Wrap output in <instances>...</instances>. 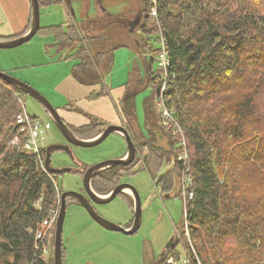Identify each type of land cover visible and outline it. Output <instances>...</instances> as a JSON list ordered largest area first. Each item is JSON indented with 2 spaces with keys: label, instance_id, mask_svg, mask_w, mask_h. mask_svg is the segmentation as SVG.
<instances>
[{
  "label": "trees",
  "instance_id": "16d2710c",
  "mask_svg": "<svg viewBox=\"0 0 264 264\" xmlns=\"http://www.w3.org/2000/svg\"><path fill=\"white\" fill-rule=\"evenodd\" d=\"M72 1L39 0V3L41 7L63 2L69 5ZM224 3L225 11L216 16L218 8L212 4L220 7L217 0H156L154 17L151 16L153 1L139 0L136 17L141 15V20L137 28L121 29L111 36L114 40L107 50L108 61L103 71H111L114 51L121 46H132L139 55L151 56L150 61L147 59L145 78L153 89L144 101L147 133L137 131L134 139L145 153L144 164L154 179L169 167L163 171L161 186L164 190L177 186L180 193L184 165L178 156L183 146L178 144L179 136L165 129L156 106L162 94L157 77L161 82L162 74L161 69L154 71L152 63L159 52V39L163 37L170 60L163 99L183 127L193 176V197L188 199L187 212L196 254L189 250L190 258L196 261L197 255L203 264H224L225 241L236 237L251 252L243 264H264L261 250L264 246V106L260 103L264 90V0H225ZM96 16L95 19L88 16L86 21L99 22L109 17L112 19L109 27L117 21L122 25L123 17L107 13ZM31 21L32 14L27 29L8 39L26 33ZM64 23V26L62 23L39 27L38 32L56 35L57 50L64 52L65 58L76 60L72 72L80 83H101L103 71L99 72L98 67L104 52L92 53L89 43L104 39L102 33L106 31L87 36L72 16ZM86 38H90L88 42ZM235 89L239 91L224 95ZM98 92L94 91L93 96L99 95ZM26 94L0 77V257L3 256L0 264H44L34 248L35 231L58 202L54 182L57 174L45 171L37 155L25 149L28 134L19 131L17 117ZM121 103L133 135L132 122L138 118L136 104L131 99ZM68 125L75 135L86 139L103 131L106 123L95 119L78 127ZM14 135L19 137L18 144H9ZM163 137L165 143H161ZM45 149L41 147L44 159ZM136 159L128 166L117 165L95 174L92 189L99 194L112 191L123 171L134 172L142 156ZM87 168L82 170L83 174ZM121 194L133 202L129 193ZM252 195L258 196L257 199ZM132 222L133 219L129 227ZM176 253L175 248L167 249L157 264H167L168 257ZM232 258L244 261L240 256Z\"/></svg>",
  "mask_w": 264,
  "mask_h": 264
},
{
  "label": "rangeland",
  "instance_id": "374dc122",
  "mask_svg": "<svg viewBox=\"0 0 264 264\" xmlns=\"http://www.w3.org/2000/svg\"><path fill=\"white\" fill-rule=\"evenodd\" d=\"M218 1L220 2V7L212 4L214 8H218V11L215 13L216 16H218V12L225 11V0ZM71 7L72 11L70 12ZM138 8H140L139 0H87V2L84 0H73L69 5L64 2L47 6L42 5L39 14L41 27L43 28L50 25H61L62 23L64 26V22L72 16L80 26L82 33L87 36L101 34L103 31H106L102 33L105 35L104 39H95V42L89 43V48L92 53H98V51L104 52L102 56L103 62L98 67L99 72H101L107 66V50L112 47L114 40V38H112L113 40L111 39V36L120 33L122 31L121 29H132L133 25L131 21L136 18L139 11L137 10ZM106 13L113 17H123V20H121L122 25L117 21L116 25L114 23L109 27V20H112L109 17L103 18L99 22L86 21L88 16L95 19L97 17L96 15L103 16ZM105 24L107 26H103ZM136 28L137 25L132 31ZM135 35H137L136 32ZM55 39V34H47L41 31L22 45L13 48H0V58L5 57V59L0 60V66L5 69L4 71L17 79L35 87L49 99L54 107L60 106V108H56L61 117L63 115L68 117V114L73 113L78 119H84L86 117L84 111L77 106L66 105L70 102L56 88L61 80L73 73L72 68L76 60L65 58V53L57 50ZM89 39L86 38V42ZM135 40L136 38H134L133 45ZM160 42L161 38L158 43L159 52L161 48ZM45 43L49 45L45 46ZM46 48L49 51L48 54L44 51ZM114 52L112 71L109 73L103 71L101 82L102 84L105 83L109 89L113 87L116 98L121 96L122 101L126 97L131 96V101L136 104L138 116L136 121H138L139 125L137 131L146 134L144 101L146 97L151 95V90H153L152 86L147 85L145 82L147 74L145 67L146 61L144 64V60L140 58L138 51L132 46H121L115 49ZM159 52L154 56L152 63L154 64V71L160 70L158 61ZM258 52L260 53L259 50ZM150 57L148 56L147 58L149 61L151 60ZM159 72L160 74L163 73L162 70ZM157 83L161 84L158 81V77ZM238 91L236 89L231 90L224 95H232V93L235 94L234 92ZM159 100L160 95L156 100V106L162 121H165L167 119L163 116L162 105L159 103ZM165 101L166 99L164 100V104ZM260 103L264 106V90L260 94ZM23 104L30 116H35L39 120L48 122L49 125L51 124V127L44 132L42 147L46 148L56 143L68 144L65 136L60 132L54 120L38 100L26 94L23 96ZM165 106L168 108L166 104ZM169 110L171 112L173 111L172 109ZM173 117L175 118L174 114ZM175 120L177 121L176 118ZM164 125L165 129H170L171 134L175 136L173 134V121H169L168 125ZM180 138L181 136L179 137V143H181ZM18 142V135H14L10 139L9 144H18ZM165 142L166 138L163 137L161 143ZM69 147L70 152L64 149H58L51 153V165L53 167L71 168V171L57 174L55 182L59 191L61 190L62 193L73 190L75 192L86 193L82 170L85 167L99 163V161L121 158L125 155L128 145L124 135L112 133L96 146L84 148L83 146L70 144ZM138 150L139 153H144L140 148ZM168 169L169 167L165 171H168ZM163 171L164 169H162ZM153 179L152 172L146 168L143 161L137 162L134 172L125 171L120 176L119 183H130L134 185L141 197L142 222L139 229L133 234L106 229L90 216L82 204L76 203V201H68L62 230L64 247L62 258L64 264H157V261L167 250L168 242L175 235L176 243L171 248H175L178 252L173 254L178 257L176 261L178 264H181L184 259L190 258L188 252L190 249L192 250V247L194 248V245L191 241L190 232L189 235L187 234L184 200L177 190H163L159 185L156 186ZM252 197L253 199H257L258 196L252 195ZM94 206L104 218L122 226L129 224L135 214V203H131L130 199L124 194L117 195L107 203L94 202ZM54 244L55 236L50 244V256L46 257L49 264L51 263V259H53L52 264H54ZM244 247L245 245L239 243L236 237L226 240L225 254L222 256L226 259L224 264L245 263L247 257L251 256V252ZM227 249L232 250L230 252ZM261 250L264 251V246H262ZM208 252L206 250V254ZM237 256L242 257L244 261L232 258ZM2 257H0L1 260ZM12 258L13 256L10 255V259ZM201 264L203 263L201 262Z\"/></svg>",
  "mask_w": 264,
  "mask_h": 264
},
{
  "label": "water",
  "instance_id": "95a60500",
  "mask_svg": "<svg viewBox=\"0 0 264 264\" xmlns=\"http://www.w3.org/2000/svg\"><path fill=\"white\" fill-rule=\"evenodd\" d=\"M31 6H32V21L31 26L28 29L26 33L23 35L11 38V39H5L0 40V48H13L17 47L19 45H22L26 41L31 40L33 38L38 30L39 27H41L40 22V3L39 0H31ZM141 20V15H138L134 20L131 21L132 29L136 25L139 24ZM0 77L7 81L8 83L17 86L21 90H23L25 93H27L29 96L34 97L36 100H38L47 110L51 118L54 120L56 126L62 132V134L65 136V138L72 144L83 146L85 147H92L100 144L102 141H104L110 134L112 133H122L126 137L127 145H128V151L127 154L121 158L116 159H108L104 161H99V163L92 165L87 168L84 174L83 178V184L84 189L87 193H81V192H75L73 191H66L61 194V207H60V213L59 217L56 223V232H55V248H54V264H64L63 260V225L65 221L66 216V207L67 202L69 199L73 198L78 201V203L82 204L87 212H89L90 216H92L98 223H100L102 226L106 227L107 229L111 230H117L122 231L126 234H133L135 233L142 222V210H141V198L140 195L136 189V187L130 183H119L116 185L112 191H110L108 194L102 195L97 193L94 189H92L91 180L93 176L97 173H100L101 171L117 166V165H123L128 166L130 163H132L136 157L137 153V147L134 143V141L131 139L129 133H127V129L122 125L117 124H110L108 125L101 133H98L97 136L91 139H84L81 138L72 131V129L69 127V125L63 120V118L60 116L58 110L54 105L49 101V99L41 94L35 87L29 85L28 83H25L13 75L0 70ZM131 96H128L124 99V102L130 100ZM55 149H64L68 152H70V147L68 144H52L49 145L46 150V156H45V167L49 173L54 174H60L67 171H71V168L68 167H62V168H56L51 165V153ZM163 177V174H160L156 183L159 184ZM129 193L132 195L133 198H135V214L133 217V223L130 227H125L116 223H113L106 218H104L96 209L94 206V203H107L110 202L112 199H114L117 195H120L121 193Z\"/></svg>",
  "mask_w": 264,
  "mask_h": 264
},
{
  "label": "crops",
  "instance_id": "0c3cea01",
  "mask_svg": "<svg viewBox=\"0 0 264 264\" xmlns=\"http://www.w3.org/2000/svg\"><path fill=\"white\" fill-rule=\"evenodd\" d=\"M31 14V0H0V40L8 39L9 36L17 35L26 30L30 22ZM47 45L49 44L45 43V46ZM44 51L47 54L49 52L47 48ZM139 56L144 60V64L145 61L147 63L146 56ZM1 59H5V57L0 58V60ZM1 69L2 71L5 70L2 66H0V70ZM56 88L70 103H72L73 107H79L86 115L84 119H78L73 113L70 115L68 114V117L63 115L64 118H62L67 124H71V126H82L96 119L106 123L103 128L105 129L110 124L120 125L125 121L121 109V96L116 98L113 87H110L109 89L105 83L102 84L101 82L92 85L82 84L74 77L72 73L61 80ZM94 91H99L97 93L99 95L93 96ZM57 108H60V106H57ZM125 227H129V224H127Z\"/></svg>",
  "mask_w": 264,
  "mask_h": 264
},
{
  "label": "built area",
  "instance_id": "2783aa9c",
  "mask_svg": "<svg viewBox=\"0 0 264 264\" xmlns=\"http://www.w3.org/2000/svg\"><path fill=\"white\" fill-rule=\"evenodd\" d=\"M153 5H152V10H151V16L156 17L157 15V10H156V0H152ZM161 48L160 52L158 54V61L160 64V69L163 71L162 76H161V81L165 82V78L167 76V70H168V65L170 63L167 49H166V44L165 40L163 37L161 38ZM161 95H160V100L159 103L162 105V112L163 116L167 119L165 121H162L163 124L168 125L169 121H173L174 124V129H173V134L177 136H181V145L184 147V150L180 152L178 158L179 160L182 161L184 167H183V174L181 175V187H180V195L182 196L184 203H185V211L186 212V223L185 225L187 226V234L189 235V227L187 224L189 214L187 211L188 210V199H191L193 197V192L191 191L192 183H193V176L191 173L190 166L188 165V151L186 147V140H185V134L180 126V124L175 120L173 117V113L165 106L164 104V97H163V92L165 90V85L161 87ZM23 104V102H22ZM23 109L22 112L18 115L17 117V124H19V131L20 132H26L27 138L24 142L25 149L27 151L33 152L37 155L38 159L40 160L43 168L45 171H47L45 167V159L41 154V147H42V141L44 140V132L46 128H48L50 125L49 123H43V121L31 117L28 112L26 111V108L23 104ZM165 126V125H164ZM48 172V171H47ZM55 182V181H54ZM56 184V182H55ZM57 186V184H56ZM57 191H58V202L54 207L50 209L48 212L47 216L38 223V228L35 231V250L38 251V259L44 262V264H49L47 261L46 257L50 256L51 253V241L53 240V237L55 236V229H56V223L59 217L60 213V207H61V193L59 192V188L57 186ZM41 199L39 200V202ZM191 250V249H190ZM195 254V250L192 247V250ZM51 259V258H50ZM177 257L176 255H170L167 259V264H178L176 261ZM201 264L199 257L196 255V261L192 260L191 258L184 259L181 264Z\"/></svg>",
  "mask_w": 264,
  "mask_h": 264
},
{
  "label": "flooded vegetation",
  "instance_id": "af4514ba",
  "mask_svg": "<svg viewBox=\"0 0 264 264\" xmlns=\"http://www.w3.org/2000/svg\"><path fill=\"white\" fill-rule=\"evenodd\" d=\"M44 123V122H43ZM133 123V127H134V133H133V135H132V131H130L129 130V128H128V122L127 121H124L122 124H120V125H122V126H124L126 129H127V133H129V135H130V137H131V139L134 141V143L136 144V141H135V139H134V134L137 132V130L139 129V125H138V121H133L132 122ZM46 124V123H45ZM51 126H49L48 128H46V129H49ZM118 133V132H117ZM119 134H122V133H119ZM123 135V134H122ZM67 142H68V145H70L71 143L67 140ZM136 147H137V145H136ZM47 148V147H46ZM56 150V149H55ZM127 151H128V147H127ZM127 151H126V153H125V155L127 154ZM124 155V156H125ZM137 156H142V161L143 162H145V153H139V150H138V147H137V153H136V157H135V159H133L134 161L135 160H137L136 158H137ZM133 161V162H134ZM139 162V161H138ZM125 171H123V173H124ZM165 172V171H164ZM160 174H163V172L162 173H160ZM159 174V175H160ZM154 176V175H153ZM159 177V176H158ZM158 177H157V179H158ZM163 177H164V174H163ZM163 177H162V179H161V181L159 182V184H157L156 183V181H157V179H153V181L155 182V184H156V186L157 185H159L163 190H164V188L161 186V184H162V180H163ZM137 189V188H136ZM173 189H175V190H177V186H175ZM172 189V190H173ZM138 191V190H137ZM128 193H129V191H128ZM139 193V192H138ZM130 194V193H129ZM85 195H87L86 193H85ZM131 195V194H130ZM140 195V194H139ZM132 196V195H131ZM170 196V195H169ZM168 196V197H169ZM133 198V197H132ZM141 198V197H140ZM73 199V198H72ZM74 200V199H73ZM76 200V199H75ZM68 201H70V200H68ZM78 201L76 200V203H77ZM94 203V202H93ZM133 203H136V200H135V198H133ZM133 223V222H132ZM175 243H176V235L174 236V237H172L171 238V240L168 242V245H167V247H166V249H169V248H171L172 246H174L175 245Z\"/></svg>",
  "mask_w": 264,
  "mask_h": 264
},
{
  "label": "bare ground",
  "instance_id": "6f19581e",
  "mask_svg": "<svg viewBox=\"0 0 264 264\" xmlns=\"http://www.w3.org/2000/svg\"><path fill=\"white\" fill-rule=\"evenodd\" d=\"M159 81V80H158ZM160 82V81H159ZM163 85H165V86H167V83H166V81L165 82H162L161 81V87L163 86ZM180 137V136H179ZM179 145H180V143H179ZM182 146V145H181Z\"/></svg>",
  "mask_w": 264,
  "mask_h": 264
}]
</instances>
